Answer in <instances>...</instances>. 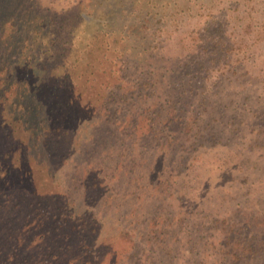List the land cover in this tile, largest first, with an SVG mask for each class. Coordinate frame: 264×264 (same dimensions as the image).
<instances>
[{
	"label": "rangeland",
	"instance_id": "obj_1",
	"mask_svg": "<svg viewBox=\"0 0 264 264\" xmlns=\"http://www.w3.org/2000/svg\"><path fill=\"white\" fill-rule=\"evenodd\" d=\"M3 20L0 69L63 114L33 139L0 98V264H186L197 226L199 263L264 264V0H0Z\"/></svg>",
	"mask_w": 264,
	"mask_h": 264
},
{
	"label": "trees",
	"instance_id": "obj_2",
	"mask_svg": "<svg viewBox=\"0 0 264 264\" xmlns=\"http://www.w3.org/2000/svg\"><path fill=\"white\" fill-rule=\"evenodd\" d=\"M12 21H8V20H3L2 23L0 24V33H4L6 30V28L8 29L13 28L14 24L11 23ZM29 26L27 24L26 26V32H28V34L31 33V30L35 29V24L32 23V21H29ZM10 38V37H9ZM43 37H37L36 42L39 44L37 45V48L34 49V52H30L29 53V58H31V55H37V51L39 53V58L40 60H44L45 58H43V56H46L47 53L51 54L54 53L53 49L56 44H57V40L54 38V35L52 34V36L49 38H45V41H42ZM2 39V38H0ZM49 39V40H48ZM42 47L48 48L49 51L48 52H44L42 51ZM51 47V49H50ZM28 48H30V46H28ZM9 51V50H8ZM5 52V53H8ZM23 55V52H22ZM47 57H49L47 55ZM4 60L2 57H0V66L4 65ZM27 64V63H25ZM8 68L5 67H1L0 69V98H3L2 100H9V106H7L5 103L1 102V105L6 106L7 109V115L10 116V120H11V124L13 125H18L19 129H21L20 134L23 135H29L30 137H32L33 139H38L39 136H46L49 133H54L57 132L60 126H56L54 123H52V116L53 119L55 118L56 122H58L57 117L61 116L63 114L62 112V106L59 103H54L52 100H58L57 96H55V93L53 92H49L48 95V100H46V98L41 97L38 98V94L39 93V89L33 87V85L30 83V81L25 77L23 78H18L17 76L12 77V74L10 71L8 72L7 70ZM22 69V68H21ZM63 78L66 77H62L61 80L57 83L58 84V88L63 87V85L65 84V82L63 83ZM54 88V87H53ZM56 88V87H55ZM54 88V89H55ZM8 93H11V98L8 99ZM48 117V122H43L41 120H38L39 118H43ZM10 126V123H7L5 121H3L2 117L0 116V136L2 139H8L13 135V127ZM39 135V136H37ZM1 146V145H0ZM1 148V147H0ZM1 151V150H0ZM2 158L0 157V166L2 165ZM31 173L28 171V173L26 175H30ZM1 177V176H0ZM68 212V213H67ZM49 212L46 211L45 215H49ZM56 218V226L60 228V226L62 227L63 225H65L66 223H68L69 221L73 224V228L74 230H80L83 231L85 230V228H87V226H90L89 224V220L87 219V216H91V214H83L82 216L76 217L72 215V211L68 210L67 208H63L60 210V212H58V214L54 215ZM91 218V217H90ZM78 230V231H79ZM202 227L201 226H197V229L194 231V233H190L191 235L194 236V238L189 237L188 239V244L189 247L188 249H186V254L189 255V259L187 261L186 264H201L202 262H198L196 260H194L195 256V251L196 248L198 246V242L195 241V239H206L203 236V233H205L204 231H201ZM79 231V232H80ZM24 235L21 236V240H24ZM69 237L66 236L64 238H62L61 242H63V244L61 246L58 247V249L56 250L58 253L60 254H65L66 252L70 251L71 248L68 246V244L66 242H68ZM57 240H59V238H57ZM186 244V245H188ZM250 245V244H249ZM10 253V252H9ZM243 253H247V254H243ZM261 253V249H257L255 248L253 245L250 246V248H245L243 250L240 251L239 254L235 255L236 260H239V258L242 257L243 258H252V257H257V255H260ZM11 254V253H10ZM63 254V255H64ZM42 256V253H38L36 255L37 258H40ZM47 255V254H44ZM58 255V254H57ZM56 254L55 255H51L52 258H49L48 261L43 262V261H36L34 259V256L31 257L32 258V264H57L52 262L53 260H55L56 258H58ZM11 257V256H10ZM193 257V258H192ZM223 259V261L225 260L226 262L228 261L227 259V255H223L221 256ZM9 261H5L3 264H26L29 262H21L18 260H14L13 258H9ZM224 264V263H221ZM234 264V263H231Z\"/></svg>",
	"mask_w": 264,
	"mask_h": 264
}]
</instances>
